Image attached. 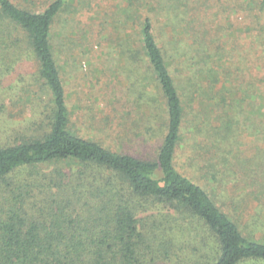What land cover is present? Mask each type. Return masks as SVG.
<instances>
[{
	"label": "trees",
	"instance_id": "trees-1",
	"mask_svg": "<svg viewBox=\"0 0 264 264\" xmlns=\"http://www.w3.org/2000/svg\"><path fill=\"white\" fill-rule=\"evenodd\" d=\"M126 2L125 15L140 26L143 50L126 40L124 54L148 67L165 100L141 94L142 117L134 120L138 129L147 125V135L153 124L163 128L155 160L112 151L74 131L52 45L66 0H0V264H157L178 254L172 249L177 229L195 233L193 244L184 241L193 251L186 247L183 264H264V242L253 238L264 227L261 212L245 234L235 209L221 207L236 200L209 194L208 188L233 183L226 179L233 156L227 142L236 136L230 118L218 133L209 119L207 127L198 123L193 104L198 95L216 99L214 81L202 91L193 78L178 81L171 68L175 55L159 44L164 37L180 55L183 30L195 41L200 17L194 0ZM28 61L37 63L32 81L44 97L43 106L31 105L32 117L21 126L5 114L17 103ZM205 72L212 79V70ZM164 111L165 122L155 121ZM187 128L192 138L181 166L189 176L177 167ZM217 148L221 155H215ZM68 164L73 166L66 170Z\"/></svg>",
	"mask_w": 264,
	"mask_h": 264
},
{
	"label": "rangeland",
	"instance_id": "rangeland-1",
	"mask_svg": "<svg viewBox=\"0 0 264 264\" xmlns=\"http://www.w3.org/2000/svg\"><path fill=\"white\" fill-rule=\"evenodd\" d=\"M194 2L200 17L193 26L195 41L183 30L180 55L174 45L168 41L165 44L164 37L159 38V44L175 55L177 60L171 68L178 81L184 83L193 78L201 91L214 81L216 99L198 95L193 104L200 113L199 125L207 127L205 121L209 119L218 133L224 119L233 121L236 136L227 142L233 156L226 178L233 183L208 189L212 197L223 194L236 200L235 204L228 201V208L221 206L222 202L218 205L228 213L235 209L240 226L248 234L251 230L246 225L256 212H261L264 220V0ZM66 3L68 6L56 19L52 45L73 115L74 131L112 151L155 160L165 135L163 128L153 124V132L147 135L144 132L147 125L143 123L145 126L142 124L138 129L134 120L142 117L143 110L138 112L141 109L137 108L141 94L146 99L156 96L162 104L165 100L148 67L135 65L124 54L126 40L143 50L140 26L125 15L126 0H66ZM167 32L170 40L172 33ZM37 68L34 61L23 64L25 81L18 84L17 103L8 106L5 114L8 121L23 126L32 117L31 105L43 106L44 96L32 81ZM203 69L212 70V79ZM11 94L14 96V91ZM223 98L225 103L221 102ZM143 113L149 114L146 109ZM157 115L155 121L165 122V111ZM193 117L190 112V122ZM190 130L193 129H185L182 149L180 143L178 151L177 167L183 173L186 172L181 165L189 152L186 142L192 138ZM200 141L205 142L204 137ZM222 150L217 148L215 155H221ZM71 166L66 165V170ZM239 199L241 202H237ZM191 231L175 230L177 240L172 249L178 254L157 264H183L186 247L187 251H193L192 246L184 245V241L195 242V233ZM253 236L264 242V227Z\"/></svg>",
	"mask_w": 264,
	"mask_h": 264
}]
</instances>
